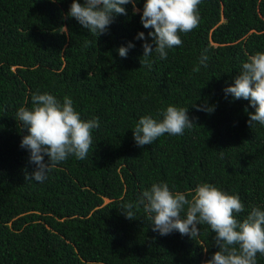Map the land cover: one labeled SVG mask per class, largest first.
Returning a JSON list of instances; mask_svg holds the SVG:
<instances>
[{"label":"trees","instance_id":"16d2710c","mask_svg":"<svg viewBox=\"0 0 264 264\" xmlns=\"http://www.w3.org/2000/svg\"><path fill=\"white\" fill-rule=\"evenodd\" d=\"M72 2L0 0V264H204L218 250L210 227L193 238L161 236L140 200L154 183L189 200L209 183L240 198L239 222L253 207L264 211V126L249 127L255 109L224 92L250 56L264 53V0H202L198 27L179 33L182 45L166 59L153 53L150 67L135 39L142 32L152 43L154 30L141 23L146 0L138 12L124 5L127 15L98 38L68 17ZM44 93L71 98L99 128L85 159L69 156L40 183L26 178L36 165L21 147L28 132L17 112ZM168 106L188 109L194 125L138 147L139 119L162 120ZM127 203L133 220L121 212ZM256 260L264 264V255Z\"/></svg>","mask_w":264,"mask_h":264},{"label":"clouds","instance_id":"9594fccd","mask_svg":"<svg viewBox=\"0 0 264 264\" xmlns=\"http://www.w3.org/2000/svg\"><path fill=\"white\" fill-rule=\"evenodd\" d=\"M138 0H73L68 12L85 30L100 35L107 34L115 16L127 15L124 5L132 4L133 11L138 12ZM202 0H146L143 5L141 23L152 43L147 42L144 33H138L135 39L143 40L142 66H151L149 57L156 53L160 59H166L168 49L179 47L182 40L179 33H189L199 25L198 6ZM134 44L121 46L118 54L126 58ZM203 56L200 63L207 66ZM194 67L193 72H199ZM225 95L233 100H247L255 109L249 113L248 125L257 123L264 126V53H256L243 63L242 72L234 79L232 86L224 89ZM31 110L21 107L17 118L22 122L28 134L22 138L21 147L29 150L30 163L36 165L28 176L29 180L42 183L51 168L74 156L78 160L87 157L92 145V130L99 128L98 119L83 121L74 110L73 101L65 96L63 103L53 95L34 94ZM198 110L214 111L212 107H200ZM188 109L168 106L162 120L151 116L139 119L133 130V138L138 147L151 145L164 134L182 136L185 129L194 123L189 119ZM48 158L45 163L44 158ZM140 203L144 212L152 220V230L161 236L173 232L199 235L200 225L207 224L215 233L214 246L218 249L204 264H257V254L264 255V211L253 207L243 222L236 219V214L245 211L244 204L236 195L221 191L216 186L203 183L194 190L192 199L184 193L170 191L166 183H154L143 192ZM127 210L121 211L129 220L134 219L131 211L133 204L123 205ZM186 209V211H185ZM184 213L182 216L181 213Z\"/></svg>","mask_w":264,"mask_h":264}]
</instances>
